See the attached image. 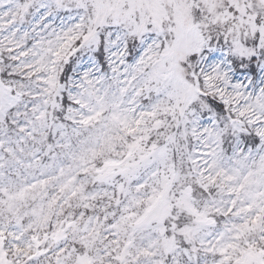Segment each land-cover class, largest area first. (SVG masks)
Returning <instances> with one entry per match:
<instances>
[{
  "label": "snow or ice",
  "instance_id": "1",
  "mask_svg": "<svg viewBox=\"0 0 264 264\" xmlns=\"http://www.w3.org/2000/svg\"><path fill=\"white\" fill-rule=\"evenodd\" d=\"M0 264H264V0H0Z\"/></svg>",
  "mask_w": 264,
  "mask_h": 264
}]
</instances>
